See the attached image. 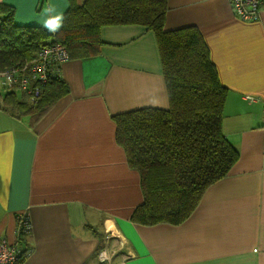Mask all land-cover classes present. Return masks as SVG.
I'll return each instance as SVG.
<instances>
[{
	"label": "crops",
	"instance_id": "crops-1",
	"mask_svg": "<svg viewBox=\"0 0 264 264\" xmlns=\"http://www.w3.org/2000/svg\"><path fill=\"white\" fill-rule=\"evenodd\" d=\"M85 1L0 3L14 7L17 25L56 33L70 7ZM57 16L59 27H46ZM184 27L201 32L228 89L223 131L238 162L182 224H134L140 175L116 142L113 117L167 109L168 92L155 34L103 27L99 54L61 66L68 95L39 118L8 108L0 116V241L18 242V218L28 216L23 264H264V10L243 22L229 0H168L164 29Z\"/></svg>",
	"mask_w": 264,
	"mask_h": 264
},
{
	"label": "trees",
	"instance_id": "trees-1",
	"mask_svg": "<svg viewBox=\"0 0 264 264\" xmlns=\"http://www.w3.org/2000/svg\"><path fill=\"white\" fill-rule=\"evenodd\" d=\"M167 11L168 0H86L81 6L72 5L61 29L50 33L17 25L14 7L0 3V73L33 59L51 41L63 44L70 58H92L100 52L101 30L106 26L139 25L155 34L169 107L141 108L113 117L116 142L140 175L143 201L131 221L141 226L185 222L206 190L226 178L240 157L223 131L228 89L209 48L196 27L166 31ZM69 92L60 77L42 88L35 104L12 92L6 93L4 102L21 115L39 118ZM30 235L23 227L19 231V264L31 251Z\"/></svg>",
	"mask_w": 264,
	"mask_h": 264
},
{
	"label": "built area",
	"instance_id": "built-area-1",
	"mask_svg": "<svg viewBox=\"0 0 264 264\" xmlns=\"http://www.w3.org/2000/svg\"><path fill=\"white\" fill-rule=\"evenodd\" d=\"M229 2L234 15L243 22L260 20L264 10V0H229ZM70 59V54L63 44L51 41L43 46L33 59L1 72L0 86L5 91L20 94L27 102L35 104L42 93V88L52 80L60 78L61 66ZM20 218L23 221L21 220L18 225V235L22 227L31 234L32 226L28 216L21 215ZM20 254L18 242L12 243L5 238L0 241V264H19ZM99 259L101 262H109V251H103Z\"/></svg>",
	"mask_w": 264,
	"mask_h": 264
},
{
	"label": "clouds",
	"instance_id": "clouds-1",
	"mask_svg": "<svg viewBox=\"0 0 264 264\" xmlns=\"http://www.w3.org/2000/svg\"><path fill=\"white\" fill-rule=\"evenodd\" d=\"M62 18L60 16H57L55 17L54 19H51V20H48L46 22V27H49L50 29L52 30H55L56 28L59 27V21L61 20Z\"/></svg>",
	"mask_w": 264,
	"mask_h": 264
},
{
	"label": "rangeland",
	"instance_id": "rangeland-1",
	"mask_svg": "<svg viewBox=\"0 0 264 264\" xmlns=\"http://www.w3.org/2000/svg\"><path fill=\"white\" fill-rule=\"evenodd\" d=\"M2 82V79H0V83ZM1 89H3L2 87H1ZM4 93H5V91L4 90H1L0 91V94H2V95H4ZM8 108V109H7ZM11 107H9L8 106V104L7 103H5L4 102V96H3V98H2V101H0V116H2L3 115V110H8V112L10 111V110H12V109H10ZM13 111V110H12ZM10 113V112H9Z\"/></svg>",
	"mask_w": 264,
	"mask_h": 264
},
{
	"label": "bare ground",
	"instance_id": "bare-ground-1",
	"mask_svg": "<svg viewBox=\"0 0 264 264\" xmlns=\"http://www.w3.org/2000/svg\"><path fill=\"white\" fill-rule=\"evenodd\" d=\"M108 230L109 231H112L113 230V227H112V225L110 223H108Z\"/></svg>",
	"mask_w": 264,
	"mask_h": 264
},
{
	"label": "flooded vegetation",
	"instance_id": "flooded-vegetation-1",
	"mask_svg": "<svg viewBox=\"0 0 264 264\" xmlns=\"http://www.w3.org/2000/svg\"><path fill=\"white\" fill-rule=\"evenodd\" d=\"M25 102H27V101H25Z\"/></svg>",
	"mask_w": 264,
	"mask_h": 264
}]
</instances>
